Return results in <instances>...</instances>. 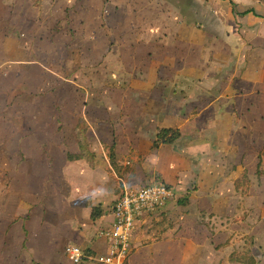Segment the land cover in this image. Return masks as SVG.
Listing matches in <instances>:
<instances>
[{"label":"crops","instance_id":"obj_1","mask_svg":"<svg viewBox=\"0 0 264 264\" xmlns=\"http://www.w3.org/2000/svg\"><path fill=\"white\" fill-rule=\"evenodd\" d=\"M2 1L0 122H6L10 72H16L22 79L25 77L20 89L28 91L39 89L38 83L35 86L28 84L29 73L35 74L37 82H40V74H59L56 64L52 63L58 54L55 12L58 9L65 11L68 5L71 6V0L65 3L57 0ZM83 1L79 9L87 8L88 0ZM99 3V18L94 16L89 21L86 18L78 24L79 33L82 32L79 42L87 44L83 56L89 60L95 57L94 66L106 62L116 73H126L129 78L124 85L126 88L119 83L112 86L108 103L111 108L107 111L103 100L91 101L87 95L80 102L73 135L76 140L75 126L80 119L84 120L89 150L96 158L93 165L84 159L69 160L68 154L80 153L77 140L75 152L65 154L67 164L83 166L79 168V178L84 184L78 195L72 194L71 199L66 197L65 218L42 230L38 237L34 233L38 231L32 230L34 219L28 222V227L23 222L10 227L8 224L0 233V242L10 239L6 236L3 241L5 235H13L19 240L21 249L26 241L31 242L32 249L28 251L34 255L26 253L31 263L35 260L39 264H61L59 257L62 255L68 264H73L65 254L67 246H78L92 256L104 255L107 245L99 233L112 223L111 209L122 186L140 188L160 179L172 188L174 198L148 217L144 225L137 227L132 238V251L125 264H238L231 256L234 250H242V243L247 247L245 239L241 241L247 225L239 220V225L221 226L215 219L219 222L223 217L241 216L245 212L241 208V202L246 206L248 198L244 188L256 177L255 169L264 164V50L257 44L264 34V18L252 7L245 11L241 32L225 36L227 43L221 52V60L216 45L210 43L208 53L204 51L199 34H191V51L184 52L181 49L184 44L176 41L178 31L167 36L141 33L144 29L139 31V27L145 25L134 16L127 21L116 19L119 11L128 8L127 4L117 9L116 1L106 2L102 11V0H96L89 8L95 9ZM259 4L261 6L262 2ZM113 10L118 15L115 16ZM20 17L24 22L21 26L20 20L14 23V18ZM62 19L64 29L59 34H63L68 42L63 45L62 52L70 57L76 26L72 29L71 20L66 22L65 12ZM46 27L47 32L44 31ZM150 27L149 23L148 29ZM178 29L181 31L182 27ZM180 37H183L182 31ZM98 41L104 42V52L100 51V45L97 46ZM248 42H252L254 48L248 46ZM43 43L46 53L41 49ZM43 57L51 61L46 65L41 60ZM69 57L63 64L58 63L67 76L73 73ZM232 61L233 69L228 71L226 67ZM83 64V68L91 66L87 62ZM67 76L66 83L72 84L73 79H67ZM72 106L69 102V112ZM163 128L178 129L181 136L172 145L161 144L153 148L158 130ZM90 137L98 139L102 154L103 150L107 152L102 166L100 149L92 148ZM6 139L5 131L2 134L0 130V176L7 173V161L1 157L7 153ZM108 139H112L110 145L102 148L101 144ZM113 145L120 173L109 163L108 149ZM130 164L131 169H127L125 166ZM249 167L253 168L252 175ZM94 208L101 211L96 220L91 218ZM210 216L217 229L203 223ZM223 219L225 223L226 218ZM153 220L158 225L146 227ZM235 230H238V237L234 235ZM259 248V252L264 251V242ZM217 252L221 256L217 257ZM259 255H262L260 264H264V252ZM253 259L257 264V259ZM238 262L247 264L242 260ZM80 264L95 263L85 260Z\"/></svg>","mask_w":264,"mask_h":264},{"label":"rangeland","instance_id":"obj_2","mask_svg":"<svg viewBox=\"0 0 264 264\" xmlns=\"http://www.w3.org/2000/svg\"><path fill=\"white\" fill-rule=\"evenodd\" d=\"M24 1L18 0L22 3ZM31 1L35 3L40 0ZM57 1L65 3L66 0ZM111 1H116L117 9L124 8L126 4L128 5V8L119 11L121 13L116 19L123 18L127 21V19L131 20L134 16L136 20L138 19L137 21L141 20L145 25V27H139V31L144 29L141 33L160 34V36L166 34L165 36H167L176 34L178 31L176 41L179 44L181 42L184 44L182 45L183 48L181 47L184 52L191 51L189 43L191 34H199L201 37L200 43H203L205 47L204 51L207 52L210 43L216 45V53L220 55L221 60L223 59L221 52H223L227 43L225 42V36L226 34L241 32L242 24L245 21V17H243L245 11L252 7L259 17L264 18V0H102V11L106 2ZM0 2L3 1L0 0ZM95 2L96 0H92L91 3ZM260 2H262L261 6ZM70 3L71 6L68 5L65 11L58 9L55 12L57 20L55 25L56 49L58 54L52 63L56 64L55 69L59 71L57 72L59 74H40V82H37L34 79L35 74L29 73L27 77L28 84L34 86L36 83L39 84V89L33 91L20 89L23 84L21 81H25V77L22 79L16 72H10L7 77V121L0 122L2 134L5 131L7 135V153L1 155L2 159L5 158L4 160L7 161V173L6 176L3 173L0 176V197L3 198L0 201V212H2L0 216V233L4 231L8 224L10 227L12 224L20 225L23 222L28 227V222L34 219L35 224L32 230L38 231L34 232L35 236L38 237L42 230L55 226L58 220L61 221L65 218L66 197L71 199L72 194L78 195L84 185L79 178V168L82 169L83 166L81 164L69 165L65 161V154L76 150L73 126L76 116L80 114L78 112L80 102L88 95L91 101L93 99H98L97 102L103 100L107 104L104 106V110H110L111 106L108 103H110L112 96V86L119 83L124 88L125 83L129 80L126 73L122 71L116 73L111 65L109 66V63L103 62L100 66H94L96 60L93 58L95 57L89 60L83 56L86 55L84 52H87L85 50L87 44L79 42V36L82 32L79 33L80 26L78 24L86 18L88 21L89 19L93 20L94 16L99 18L101 3L95 9L89 8L91 4L89 0L87 8L83 9H79V6H83V0H71ZM1 9L2 6L0 5V12ZM64 12L66 22L71 20L72 29H75L76 26L75 33H79L78 36H75L73 31L70 57L68 53L64 54L62 52L63 45L65 43L68 45V42L63 34H59L64 29L62 21ZM112 12L115 13V16L118 15L117 11L113 10ZM22 19V17L14 18V23L16 20H20L19 26H21L24 23ZM149 23L150 29H148ZM179 27H182L183 37H180ZM47 29V27L44 28V31L47 32ZM173 37L175 36L173 35ZM259 38L258 47L264 50V34ZM103 44L104 42H97V46L100 45L99 49L102 48L100 50L102 52L106 50ZM248 46L254 48L252 42H248ZM41 49L46 53L45 43L41 44ZM63 54L65 57H63ZM67 57H69L71 72H73L68 76L65 74L63 67L58 65V63L63 64ZM41 60L46 65L51 61L48 57H43ZM84 62L91 66H86V68L84 66L83 68ZM230 64L226 67L228 71H232L234 61ZM84 71L86 74L83 73ZM79 73L83 74L84 77ZM65 76H67V79H73L72 84L66 83ZM31 91L33 92L32 95ZM69 102L73 103L70 112L67 107ZM111 140L108 139L103 142L101 144L102 148L106 144L110 145ZM90 141L92 148L100 149L99 154L102 158L99 160L102 166L105 161L103 157L106 156L107 152L103 150L104 154L101 153L97 138L90 137ZM23 145L26 147L23 148ZM177 149H180L179 146ZM141 157L140 155L139 162H141ZM128 161L130 162V160ZM121 167L123 168V166ZM125 167L131 169V164ZM249 170L252 175L253 168L249 167ZM254 176L256 177L252 178L251 184L246 189L244 188L248 198L246 206H244L245 203L241 202V208L245 212L241 216L223 217L226 218L225 223H223V218L219 219V222L215 219L216 224L221 226L227 224L231 226L239 225V220L247 225L246 235L242 233L244 236L241 240L243 242L245 239L247 247H244L242 243V250H234L233 256H231L238 264L239 260L245 261L241 253L251 254L257 259V264H260L259 257H262V255L259 254L264 252L263 250L259 252V249H261L259 244L264 242V164L260 169H255ZM260 177L262 178L259 179ZM154 180L161 181L160 179ZM239 207L240 204L237 202L236 208L239 209ZM222 211L224 212V209ZM156 212H159V210ZM205 222L213 225L212 229H217L211 216L203 220V223L207 225ZM155 225H158V223L153 220L146 227ZM237 231L235 230L234 235L238 237ZM6 236L10 239H6L3 243L0 242V264H39L35 260L32 263L28 262L27 258L29 256L26 253H30L29 251L32 249L31 242L26 241L21 249L20 241H17L13 235H5L3 241ZM0 237L2 236L0 235ZM217 239L219 240V238ZM220 239H224V236H220ZM30 255L34 254L30 253ZM216 255L217 257L221 256L219 252ZM224 256L226 257L227 254ZM59 259H61V264H68L64 256L60 255Z\"/></svg>","mask_w":264,"mask_h":264},{"label":"built area","instance_id":"obj_3","mask_svg":"<svg viewBox=\"0 0 264 264\" xmlns=\"http://www.w3.org/2000/svg\"><path fill=\"white\" fill-rule=\"evenodd\" d=\"M174 198L172 188L162 181H151L140 188L122 186V191L111 209V225L99 233L105 239L104 255H89L78 246H67L65 254L73 264L85 260L95 264H124L132 251V238L139 225Z\"/></svg>","mask_w":264,"mask_h":264},{"label":"trees","instance_id":"obj_4","mask_svg":"<svg viewBox=\"0 0 264 264\" xmlns=\"http://www.w3.org/2000/svg\"><path fill=\"white\" fill-rule=\"evenodd\" d=\"M87 131V125L84 120L80 119L76 126H75V136L77 140V144L79 146L80 153L73 155L68 154L67 158L71 161L74 160H86L90 165H93L95 162L96 155L94 153L90 152V144L85 136ZM180 132L178 129H172V128H163L158 130V133L156 135V139L153 142V148L159 147L161 144H167L172 145L174 144L179 138H180ZM108 158L110 166L118 173H120V169L118 167V161L116 160V155L114 151V145L111 146L108 149ZM237 182V188H239ZM101 211L99 209L94 208L91 213V218L93 220H96L100 216ZM86 254H89V252L85 251ZM244 260L247 262V264H255V261L252 256L243 255Z\"/></svg>","mask_w":264,"mask_h":264}]
</instances>
